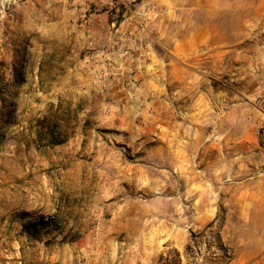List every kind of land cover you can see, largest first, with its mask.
I'll list each match as a JSON object with an SVG mask.
<instances>
[{"label":"crops","instance_id":"obj_1","mask_svg":"<svg viewBox=\"0 0 264 264\" xmlns=\"http://www.w3.org/2000/svg\"><path fill=\"white\" fill-rule=\"evenodd\" d=\"M133 1V12L125 13L116 0H29L13 26L23 27L35 11L63 13L38 25L64 30L59 36L67 48L58 56L66 76L79 77L84 92L92 97L98 91L110 99L107 108L120 112L104 123L96 114L107 103L96 99L91 119L104 127L131 124L138 140L134 171L117 177V186L128 180L160 191L119 200L113 216L119 226L109 230L113 249L97 264H264V144L255 129L263 120L248 116L244 105L247 54L241 47L234 58L226 50L244 40L234 43L218 25V0ZM148 4L161 9L149 14L156 20L147 25L155 30L157 49L145 48L136 26ZM134 44L142 49L125 51ZM197 69L212 73L210 84L195 79ZM233 73L235 89L227 81ZM96 78L102 86L94 85ZM140 112L147 121L141 132ZM189 221L197 229L218 227L224 253L203 249L199 233L185 228ZM196 243L201 255L194 260Z\"/></svg>","mask_w":264,"mask_h":264},{"label":"rangeland","instance_id":"obj_2","mask_svg":"<svg viewBox=\"0 0 264 264\" xmlns=\"http://www.w3.org/2000/svg\"><path fill=\"white\" fill-rule=\"evenodd\" d=\"M28 1L0 0V264H97L113 249L109 230L119 226L113 221L119 200L160 191L136 188L128 180L117 186V177L134 171L138 140L131 124L104 127L91 119L96 99L107 103L96 114L104 123L120 112L107 108L110 99L98 91L92 97L84 92L87 86L79 77L66 76L58 56L67 48L59 36L64 30L38 25L63 13L46 9L36 16L35 11L23 27H13L22 21ZM216 9L218 25L232 33L234 43L244 40L226 50L234 58L241 47L247 54L249 97L244 105L248 116L263 120L255 126L259 132L264 125V0H218ZM160 11L156 7L155 13ZM239 62L233 61L234 69ZM195 71L198 82L211 83V72ZM102 81L96 78L94 85ZM227 81L235 89V73ZM136 123L144 131L147 121ZM52 128L66 139L63 144L47 143ZM185 228L199 233L203 249L215 246L224 253L218 227L197 229L189 221ZM198 246L191 248L194 260L201 255Z\"/></svg>","mask_w":264,"mask_h":264},{"label":"built area","instance_id":"obj_3","mask_svg":"<svg viewBox=\"0 0 264 264\" xmlns=\"http://www.w3.org/2000/svg\"><path fill=\"white\" fill-rule=\"evenodd\" d=\"M119 1L122 5H124L126 7V12L125 13H130L133 12V5H134V1L133 0H116ZM155 13L156 12V7H154V5L152 4H148L145 6V8L140 11L137 15H136V26L137 29L143 34L144 36V44H145V48H149V46H153L157 43L156 37H155V30L154 29H150L149 27H147L148 25V21H149V14L151 13ZM86 36H88V32L85 33ZM130 41L135 42L134 38H131ZM94 44V42L92 40H89V45L92 46ZM142 47L140 46H136L134 44L133 47H131L129 50L128 48H125V51H137V50H141ZM138 65H140V62H138ZM140 118L143 116V113L140 112L139 114ZM259 136L261 137L263 144H264V125L259 129L258 132ZM264 146V145H263Z\"/></svg>","mask_w":264,"mask_h":264},{"label":"trees","instance_id":"obj_4","mask_svg":"<svg viewBox=\"0 0 264 264\" xmlns=\"http://www.w3.org/2000/svg\"><path fill=\"white\" fill-rule=\"evenodd\" d=\"M60 137H62V134L61 135H57L55 129L52 128L47 133L46 141H47V143L50 146L61 145V144H63L66 141V139L65 138H60Z\"/></svg>","mask_w":264,"mask_h":264}]
</instances>
